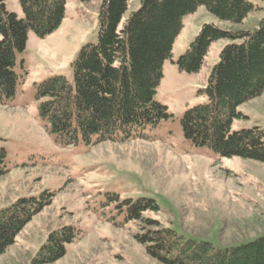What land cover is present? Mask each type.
Returning a JSON list of instances; mask_svg holds the SVG:
<instances>
[{"label":"rangeland","instance_id":"rangeland-1","mask_svg":"<svg viewBox=\"0 0 264 264\" xmlns=\"http://www.w3.org/2000/svg\"><path fill=\"white\" fill-rule=\"evenodd\" d=\"M60 26L50 35L29 31L16 54L13 100L0 105V211L21 198H48L23 227L0 264H33L49 236L72 227L65 255L52 264H161L137 240L144 224L128 219L131 202L154 200L157 211L142 219L158 223L184 238L226 248L264 236V163L222 158L184 138L180 119L204 101L199 93L218 61L226 39L213 42L199 71L186 73L176 61L204 24L252 30L264 21V0H248L255 10L239 26L221 23L198 7L182 18L171 57L162 64L154 100L169 118L124 141L64 145L39 115V84L61 76L72 81V62L80 48L96 42L99 0H65ZM131 0L128 15L139 7ZM8 12L21 17L18 0H6ZM123 20V21H124ZM231 130L259 127L264 132V93L237 109Z\"/></svg>","mask_w":264,"mask_h":264},{"label":"trees","instance_id":"trees-1","mask_svg":"<svg viewBox=\"0 0 264 264\" xmlns=\"http://www.w3.org/2000/svg\"><path fill=\"white\" fill-rule=\"evenodd\" d=\"M0 0V105L15 96L16 54L23 51L29 31L43 38L61 24L65 0H18L22 15L8 12ZM87 2L90 0H80ZM131 0H99L96 42L82 46L72 62L73 78L47 79L36 88L39 115L64 145L124 141L169 118L154 100L162 78V64L171 57L182 18L204 7L221 23L236 27L255 10L248 0H140L124 20ZM124 20V21H123ZM229 41L220 51L205 86L204 101L187 109L180 119L184 138L207 147L222 158L264 163V132L259 127L231 130L237 109L264 93V21L252 30L223 29L204 24L176 61L186 73L200 70L210 45ZM0 152V176L5 173ZM49 199L21 198L0 211V255L14 244L23 227ZM128 219L144 224L137 240L161 264H264V236L226 248L184 238L157 222L142 219L157 211L154 200L129 204ZM72 227L52 233L33 264H52L65 255Z\"/></svg>","mask_w":264,"mask_h":264}]
</instances>
